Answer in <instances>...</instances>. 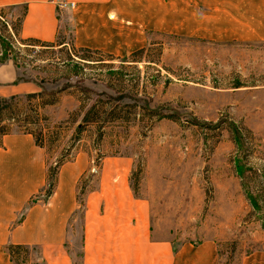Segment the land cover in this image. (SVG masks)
<instances>
[{"label": "rangeland", "instance_id": "obj_1", "mask_svg": "<svg viewBox=\"0 0 264 264\" xmlns=\"http://www.w3.org/2000/svg\"><path fill=\"white\" fill-rule=\"evenodd\" d=\"M182 6L117 54L73 46L68 29L52 46L22 41L19 17L0 10V59L10 51L42 92L14 107L33 121L18 123L44 138L49 165L88 152L84 191L98 186L100 158H133L130 186L158 203L174 251L209 242L217 264H264V0H186L185 18ZM89 111L96 122L82 121ZM83 214L62 243L72 264L83 263ZM21 245L13 264H49L40 243Z\"/></svg>", "mask_w": 264, "mask_h": 264}, {"label": "crops", "instance_id": "obj_2", "mask_svg": "<svg viewBox=\"0 0 264 264\" xmlns=\"http://www.w3.org/2000/svg\"><path fill=\"white\" fill-rule=\"evenodd\" d=\"M58 1L74 7L57 15ZM178 3L183 6L177 16L185 18L186 0H0V10L19 17L21 40L55 44L61 30L68 29L73 46L117 54L132 48L129 35L143 33L154 21L168 29L171 15H176L171 4ZM17 78L13 62L0 63V97L41 91L35 82ZM82 149L58 167L52 191L45 197L50 166L46 145H37L26 133L0 138V264H13L7 245L27 243H40L49 264H72L62 243L81 205L82 264H217L216 248L209 242L183 243L174 251L169 230L160 229L163 222L153 214L158 203L136 197L130 186L131 157L100 158L98 186L84 191L81 203L79 188L91 161Z\"/></svg>", "mask_w": 264, "mask_h": 264}, {"label": "trees", "instance_id": "obj_3", "mask_svg": "<svg viewBox=\"0 0 264 264\" xmlns=\"http://www.w3.org/2000/svg\"><path fill=\"white\" fill-rule=\"evenodd\" d=\"M19 29V28H18ZM18 29L15 32L16 34L18 33ZM25 42H30L31 44H37V45H41V46H52L53 44H44V43H40L39 41L36 40H22ZM62 43V42H61ZM86 50V49H85ZM3 57L0 59V63H4L7 61V56L11 55L10 51H7L6 53H3ZM17 80H26L24 78H17ZM42 96V92H35V93H29V94H25V95H21V96H11V97H7V98H3L0 97V138L3 135L6 134H12V133H26V134H31L37 145L39 146H44L45 145V141L44 138L41 136V134L39 133V135H37L35 133V131L29 127H25L26 125H22L18 122L23 121L24 119L26 120V122L29 124V122H33L30 121V117L25 115L23 112L19 111L18 109H15L14 107H17L18 103L21 101V99H25V100H32V99H36L38 97ZM93 110V109H92ZM35 109L34 111H32L33 114L35 113ZM96 113L94 111H89L84 113L82 121L84 123H89V122H96V117H94ZM23 118V119H22ZM4 120H8V121H15L16 123H12L11 125L17 127V128H12L9 127L10 125H6V124H2V122ZM26 123V124H27ZM81 127V125H78V129ZM68 159H59L56 160L52 165L49 166V183L47 188L45 189V197L49 196V194L52 191L53 188V180L55 178V174L57 172L58 167L62 164V162L66 161ZM84 193V189L80 188V194ZM254 198V196H253ZM255 201V206L258 207L257 205V200L256 198H254ZM7 250L11 256V259L13 262H16L19 257H20V253L22 251V249L25 248L24 245H7Z\"/></svg>", "mask_w": 264, "mask_h": 264}, {"label": "built area", "instance_id": "obj_4", "mask_svg": "<svg viewBox=\"0 0 264 264\" xmlns=\"http://www.w3.org/2000/svg\"><path fill=\"white\" fill-rule=\"evenodd\" d=\"M71 7H74V3H67V2H64V1H58L57 2V15L59 13H61L63 10L67 9V8H71ZM95 168H96V165L94 164ZM91 171H92V166L90 167ZM97 169V168H96Z\"/></svg>", "mask_w": 264, "mask_h": 264}]
</instances>
